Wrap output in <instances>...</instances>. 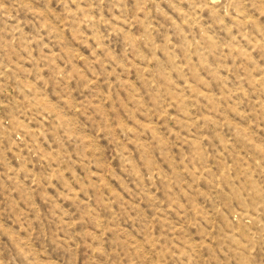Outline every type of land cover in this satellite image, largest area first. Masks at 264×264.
Segmentation results:
<instances>
[{
  "label": "rangeland",
  "instance_id": "rangeland-1",
  "mask_svg": "<svg viewBox=\"0 0 264 264\" xmlns=\"http://www.w3.org/2000/svg\"><path fill=\"white\" fill-rule=\"evenodd\" d=\"M0 264H264V0H0Z\"/></svg>",
  "mask_w": 264,
  "mask_h": 264
}]
</instances>
